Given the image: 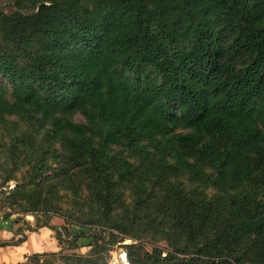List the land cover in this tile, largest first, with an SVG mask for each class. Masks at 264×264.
Returning <instances> with one entry per match:
<instances>
[{"label": "trees", "instance_id": "trees-1", "mask_svg": "<svg viewBox=\"0 0 264 264\" xmlns=\"http://www.w3.org/2000/svg\"><path fill=\"white\" fill-rule=\"evenodd\" d=\"M0 78V247L49 227L28 263L128 238L130 264H264V0H16Z\"/></svg>", "mask_w": 264, "mask_h": 264}, {"label": "crops", "instance_id": "crops-1", "mask_svg": "<svg viewBox=\"0 0 264 264\" xmlns=\"http://www.w3.org/2000/svg\"><path fill=\"white\" fill-rule=\"evenodd\" d=\"M15 216L12 218L14 219ZM5 220L0 213V241H11L16 236L17 225L14 227L13 220ZM55 224V223H53ZM90 238H82L81 247L76 252L85 254L89 251ZM55 231L49 227H42L37 231L28 232L27 240L19 245L0 247V264H30L28 257L35 253L60 252Z\"/></svg>", "mask_w": 264, "mask_h": 264}, {"label": "rangeland", "instance_id": "rangeland-1", "mask_svg": "<svg viewBox=\"0 0 264 264\" xmlns=\"http://www.w3.org/2000/svg\"><path fill=\"white\" fill-rule=\"evenodd\" d=\"M16 10V0H0V11H4V12H12ZM3 80L0 78V83H2ZM76 120L79 122H83L84 118L80 115L76 116ZM11 185V187L15 186L14 182L9 183ZM25 221H28L29 223H31L34 227L36 226V222L43 224L45 222V219L43 217V215H37L36 217L32 214H28V215H22L21 216ZM52 223H55L56 227H61L62 225L65 224V221L63 218L59 217V216H53L51 219ZM23 223V221H22ZM73 231L79 232L84 230L86 233H89L90 231L87 228H78L77 226H72ZM90 241V240H88ZM133 241L131 239H125L122 242H119L117 244H115L112 248L111 251V257H110V262L113 261V255H119L122 252H126L127 248L126 246L128 244H132ZM144 245L146 246L147 249L152 250L154 247H160L163 250L168 251V245L166 242H159V243H155L153 241H144ZM72 251H66L65 253H70ZM120 264V262H119Z\"/></svg>", "mask_w": 264, "mask_h": 264}, {"label": "built area", "instance_id": "built-area-1", "mask_svg": "<svg viewBox=\"0 0 264 264\" xmlns=\"http://www.w3.org/2000/svg\"><path fill=\"white\" fill-rule=\"evenodd\" d=\"M125 261L127 263H125ZM130 264L128 257H127V253L124 251L122 253H120L119 255H113V261H111V264Z\"/></svg>", "mask_w": 264, "mask_h": 264}, {"label": "bare ground", "instance_id": "bare-ground-1", "mask_svg": "<svg viewBox=\"0 0 264 264\" xmlns=\"http://www.w3.org/2000/svg\"><path fill=\"white\" fill-rule=\"evenodd\" d=\"M125 263H127V262L125 261Z\"/></svg>", "mask_w": 264, "mask_h": 264}]
</instances>
